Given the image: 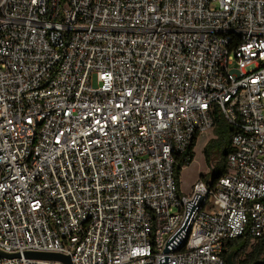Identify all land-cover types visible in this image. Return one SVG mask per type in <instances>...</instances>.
Masks as SVG:
<instances>
[{
    "label": "built area",
    "instance_id": "1",
    "mask_svg": "<svg viewBox=\"0 0 264 264\" xmlns=\"http://www.w3.org/2000/svg\"><path fill=\"white\" fill-rule=\"evenodd\" d=\"M218 110L227 173L177 186ZM264 240V0H0V264H227Z\"/></svg>",
    "mask_w": 264,
    "mask_h": 264
},
{
    "label": "trees",
    "instance_id": "2",
    "mask_svg": "<svg viewBox=\"0 0 264 264\" xmlns=\"http://www.w3.org/2000/svg\"><path fill=\"white\" fill-rule=\"evenodd\" d=\"M214 115V137L208 142L203 153L207 164L213 165L212 174L217 179L227 173V156L231 152V141L234 129L217 109ZM198 138V135H196L188 149L177 156L175 175L179 188L180 172L194 160V148ZM201 177L203 178V176ZM224 254L227 264L229 257H231L234 264H264V240L255 242L243 238L230 240L226 245Z\"/></svg>",
    "mask_w": 264,
    "mask_h": 264
},
{
    "label": "rangeland",
    "instance_id": "3",
    "mask_svg": "<svg viewBox=\"0 0 264 264\" xmlns=\"http://www.w3.org/2000/svg\"><path fill=\"white\" fill-rule=\"evenodd\" d=\"M214 137L213 129L199 136L194 150V160L183 168L180 172V191L189 195L192 192L194 184L203 176L208 183L214 179L212 174L213 165H208L204 157V148Z\"/></svg>",
    "mask_w": 264,
    "mask_h": 264
},
{
    "label": "water",
    "instance_id": "4",
    "mask_svg": "<svg viewBox=\"0 0 264 264\" xmlns=\"http://www.w3.org/2000/svg\"><path fill=\"white\" fill-rule=\"evenodd\" d=\"M0 256L13 257V256H7L5 254H0ZM26 256L32 259L59 261L63 264H72V261L69 256L58 253H27ZM228 264H234L231 257L228 258ZM255 264H262V263H255Z\"/></svg>",
    "mask_w": 264,
    "mask_h": 264
},
{
    "label": "crops",
    "instance_id": "5",
    "mask_svg": "<svg viewBox=\"0 0 264 264\" xmlns=\"http://www.w3.org/2000/svg\"><path fill=\"white\" fill-rule=\"evenodd\" d=\"M199 136H200V135H199ZM199 136H198V137H199Z\"/></svg>",
    "mask_w": 264,
    "mask_h": 264
}]
</instances>
